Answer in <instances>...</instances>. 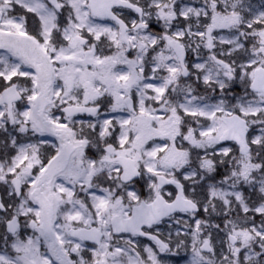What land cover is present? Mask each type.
<instances>
[{"label": "snow or ice", "instance_id": "1", "mask_svg": "<svg viewBox=\"0 0 264 264\" xmlns=\"http://www.w3.org/2000/svg\"><path fill=\"white\" fill-rule=\"evenodd\" d=\"M176 258L264 264V0H0V264Z\"/></svg>", "mask_w": 264, "mask_h": 264}, {"label": "rangeland", "instance_id": "2", "mask_svg": "<svg viewBox=\"0 0 264 264\" xmlns=\"http://www.w3.org/2000/svg\"><path fill=\"white\" fill-rule=\"evenodd\" d=\"M181 255H183V253H181ZM177 260H179V258H176L175 260L171 261L170 264H177ZM179 264H186V261L179 260Z\"/></svg>", "mask_w": 264, "mask_h": 264}]
</instances>
